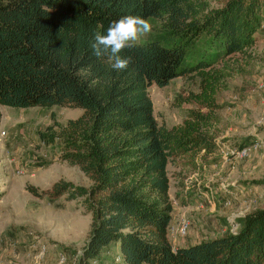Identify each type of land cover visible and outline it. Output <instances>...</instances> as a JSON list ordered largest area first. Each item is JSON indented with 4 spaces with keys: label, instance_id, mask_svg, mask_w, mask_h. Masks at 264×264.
Segmentation results:
<instances>
[{
    "label": "trees",
    "instance_id": "1",
    "mask_svg": "<svg viewBox=\"0 0 264 264\" xmlns=\"http://www.w3.org/2000/svg\"><path fill=\"white\" fill-rule=\"evenodd\" d=\"M129 14L159 20L173 42L124 49L131 62L118 71L91 45L95 32ZM263 26L264 0H226L220 8L210 0H0V105L84 110L53 138L62 140L61 160L79 167L92 186L62 180L47 192L29 189L82 200L93 216L79 264L97 260L112 243L127 264H264V207L240 218L236 234L175 248L169 173L177 159L216 149L208 128L230 66L214 64L248 55ZM204 36L209 54L187 64ZM194 73L200 92L188 100L200 110L169 129L154 115L149 88Z\"/></svg>",
    "mask_w": 264,
    "mask_h": 264
},
{
    "label": "rangeland",
    "instance_id": "2",
    "mask_svg": "<svg viewBox=\"0 0 264 264\" xmlns=\"http://www.w3.org/2000/svg\"><path fill=\"white\" fill-rule=\"evenodd\" d=\"M225 1L210 0V6L220 8ZM150 22L153 31L136 43L160 39L168 46L173 42L159 20ZM209 46L204 36L191 49L187 64L208 55ZM225 63L230 66L227 89L217 93L214 121L208 128L216 149L169 166L171 200L177 204L170 225L176 227L182 217L191 223L188 235L178 237V245L170 235L175 248L182 240L185 246L180 247H189L231 230L238 232L240 218L264 207V185L256 184L264 180V26L248 55L220 59L214 68L223 69ZM200 83L194 73L163 88L150 87L158 122L172 129L192 111L200 110L188 100L192 93L200 92ZM83 114L80 108L0 105V264H59L61 256L66 258L65 264H79L93 216L86 212L82 200L38 197L29 189L47 192L62 180L92 186L79 167L61 160L62 140L53 138L61 127ZM117 257L120 264H127L120 244L112 243L97 261L117 264Z\"/></svg>",
    "mask_w": 264,
    "mask_h": 264
},
{
    "label": "clouds",
    "instance_id": "3",
    "mask_svg": "<svg viewBox=\"0 0 264 264\" xmlns=\"http://www.w3.org/2000/svg\"><path fill=\"white\" fill-rule=\"evenodd\" d=\"M153 31L150 19L140 15H125L112 21L105 32L94 33V43L91 45L93 55L99 59L107 57L111 67L124 70L131 62V57H122L121 52L135 46L142 37Z\"/></svg>",
    "mask_w": 264,
    "mask_h": 264
},
{
    "label": "built area",
    "instance_id": "4",
    "mask_svg": "<svg viewBox=\"0 0 264 264\" xmlns=\"http://www.w3.org/2000/svg\"><path fill=\"white\" fill-rule=\"evenodd\" d=\"M244 154H246V151L244 152ZM174 205H177V204L173 202V207ZM190 226H191L190 221L187 218L182 217L180 218L176 227H173L170 225V235H172V238H174L175 241L178 239V237L185 238L190 231ZM231 233L236 234L237 232H233V230H231ZM42 255L43 253L41 254V257L39 256V259H42ZM81 255L82 253L79 254L78 260H80ZM66 261H67L66 258L64 256H61L59 264H65ZM120 262H121L120 257H117L116 263L120 264ZM93 263L98 264V261L94 260Z\"/></svg>",
    "mask_w": 264,
    "mask_h": 264
},
{
    "label": "crops",
    "instance_id": "5",
    "mask_svg": "<svg viewBox=\"0 0 264 264\" xmlns=\"http://www.w3.org/2000/svg\"><path fill=\"white\" fill-rule=\"evenodd\" d=\"M201 153H203V152H201ZM180 159H187V160H188V159H190V158H180ZM180 159H177V160H180ZM194 161L196 162V160H194ZM171 183H172V180H171ZM171 190H172V187H171ZM171 190H170V197H171V192H172ZM171 198H172V197H171ZM194 235H195V234H193V232H191V237H192L193 239H196V236H194ZM198 237H200V236H198ZM198 237H197V238H198ZM202 239H203V238L201 237L200 240H202ZM200 240H198V241H200ZM171 242H172V240H171ZM185 242H186L185 240H182V241H181V244L179 245V247H180V246H185ZM172 244H173V242H172ZM178 244H179V241H178V239H177V240L174 242V245H178ZM174 245H173V246H174Z\"/></svg>",
    "mask_w": 264,
    "mask_h": 264
}]
</instances>
